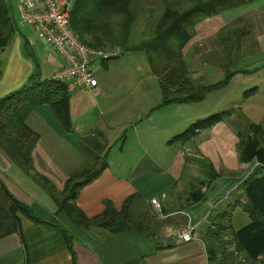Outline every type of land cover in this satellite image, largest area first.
Listing matches in <instances>:
<instances>
[{"label":"crops","instance_id":"obj_1","mask_svg":"<svg viewBox=\"0 0 264 264\" xmlns=\"http://www.w3.org/2000/svg\"><path fill=\"white\" fill-rule=\"evenodd\" d=\"M210 22L214 24V20L209 18L201 23L210 24ZM198 26L197 24L189 31L191 39L188 44L193 41L194 36L196 44L201 38L213 37L217 40L215 30L212 34L207 33V36L199 37ZM220 27H224L221 31H227L222 38L239 30V46L235 50V52L238 50L235 56L255 55L261 59L260 64L252 66L250 63L246 68L234 72L232 79L238 75L255 76L249 81L252 83L246 86L249 88L244 94L246 97L244 102L247 104L243 106L244 109L240 115L249 119V124L261 128L264 146V3L248 7L246 13L240 16V23H237V26L221 25ZM22 28L25 29L24 32L19 31L9 47L2 53L4 62L1 63L0 98L20 88L35 72L42 79L51 78L60 67V59L56 53L36 39L32 29ZM222 38H218L220 45ZM188 44L183 49L184 62L189 49ZM212 52L213 50L210 51ZM220 53L223 54L222 46ZM198 54L199 57L192 55V58L200 60L204 53L199 51ZM120 56L121 54L112 59L122 58ZM109 60L95 59L91 62L90 69L97 80L95 90L92 92L79 90L68 94L70 132H64L61 129L57 118L47 105L43 106L48 108L54 119L46 118L51 117L48 111L42 109L43 106H37L31 112L32 114L30 113V119H28L30 114L26 119V125L38 135V142L32 151L33 169L45 175L55 186L60 187L70 172L86 165L87 159L78 146L82 137L98 133L100 136L97 139L106 142L109 135L117 133L121 138L125 131H134L137 128V122L132 124L131 121L128 122L130 119H74V114L82 115L85 112L87 95L103 97L104 90L106 91L103 89L106 86L104 77L110 73ZM189 73L191 78V72ZM119 74L120 72L109 78L113 82L120 79ZM150 74H152L151 71ZM123 81L125 80H118L117 83ZM153 120L145 119L144 122L153 123ZM177 131L165 129L164 136L170 133L173 139L184 132ZM176 141L183 143V140ZM174 143L175 141L172 143L168 141L165 144L170 146ZM120 155L121 153L117 151L108 150L107 167L98 179L80 191L76 201V205L86 216H94L102 211L105 200H109L114 208H119L126 197L137 193L140 197L133 207V212L135 214V210L139 208L140 212L137 216L135 215L138 227L123 234L110 235L100 229H85L71 225L64 217L55 216L57 208L54 203L50 198L44 197L41 188L34 182H30L31 179L22 172H14L10 175L17 177L18 173H22L24 176L19 174L21 176L19 184L15 182L10 185L6 182L2 173L11 171L15 165L0 149V176L11 194L29 206L34 216L33 200L42 201L46 205L45 212L49 217L45 221L35 216L40 222L20 217L19 231L0 239V264H210L206 245L202 240L204 227L211 224L210 216L213 212L220 213L237 200L244 203L245 197L239 186L258 167L255 160L249 164H243L240 162L239 151L240 170L224 169L219 177L202 185L201 183L207 179L205 174L211 171L209 165L207 171L201 168L203 166L189 163L186 159L184 166L179 164L180 171L184 174V179L181 180L179 175H168V170L159 168L151 154L144 152L142 159L138 157L130 161L128 157H120ZM153 169H160L163 177L152 178L162 176L154 174ZM200 190L203 197L196 203L190 202ZM152 199L159 201L161 212L158 214L154 212L150 204ZM218 208L220 211L216 212ZM249 222L248 215L241 207L233 212L231 218L233 231L243 229ZM53 225L66 230L69 236L68 244L61 231ZM184 227L192 231L190 242L184 243L176 238V232ZM227 237L226 234L223 235L224 240ZM226 249L231 252L233 246H226ZM230 258V264H264V255L255 260H249L242 251L233 252Z\"/></svg>","mask_w":264,"mask_h":264},{"label":"trees","instance_id":"obj_2","mask_svg":"<svg viewBox=\"0 0 264 264\" xmlns=\"http://www.w3.org/2000/svg\"><path fill=\"white\" fill-rule=\"evenodd\" d=\"M255 0H163L164 15L156 30L146 40L130 44V29L136 18V0H77L70 13L69 25L78 39L88 47L99 50H118L125 53H143L151 73L157 78L160 103L156 108L172 104L201 102L208 93L225 87L234 76L230 71L235 50L239 46L240 32L221 39L223 70L222 80L211 85L194 84L183 59V49L191 39L190 30L202 21L217 14L254 2ZM19 32L11 0H0V54L12 43ZM1 65V63H0ZM2 70L0 68V78ZM69 95L62 82L42 79L35 72L17 90L0 98V149L25 175L41 188L56 206L55 216H62L71 225L85 229L96 228L110 235L126 233L138 227L133 207L139 199L137 193L126 197L119 208L109 200L103 202L99 214L86 216L76 205L80 191L98 179L107 167L106 157L111 146L97 139L98 133L80 139V150L87 159L86 165L69 173L59 190L32 166V151L38 135L27 125L28 115L37 107L47 105L57 118L61 129L70 132ZM232 110L208 116L191 124L176 140H189L204 129L210 128L231 114ZM246 139L240 149V162L258 164L240 184L244 203L236 201L222 212L211 214V224L204 227L202 240L210 264H230L233 252H244L247 259L264 255V146L263 132L254 124L245 126ZM123 140V136L120 138ZM208 171V170H207ZM219 177L214 173L201 183ZM203 197L201 190L190 202ZM248 215L249 224L233 231L231 218L240 208ZM20 217L40 222L29 206L11 194L0 176V239L19 231ZM51 224V223H49ZM52 225V224H51ZM58 228L67 244L66 230ZM227 235L224 240L223 235ZM229 234V235H228ZM226 246H233L228 252Z\"/></svg>","mask_w":264,"mask_h":264},{"label":"rangeland","instance_id":"obj_3","mask_svg":"<svg viewBox=\"0 0 264 264\" xmlns=\"http://www.w3.org/2000/svg\"><path fill=\"white\" fill-rule=\"evenodd\" d=\"M16 3V0H11L15 14ZM261 3H264V0H255L249 4L221 12L209 18L214 20V24L212 22L210 24H198L199 37L207 36V33L212 34L213 30L217 32L216 35L218 37L217 40L213 37L201 38L196 44V40H194L196 37L194 36L193 41L188 44L189 49L187 57L185 56V62L191 72V79L194 84L211 85L224 78L223 65L225 60L223 54L220 53L221 45L218 38L220 39L226 35L227 31H221L224 27L221 28L220 26H237V23H240V16L246 13L248 7ZM135 5L137 12L135 21L130 29V44H138L149 38L161 22L165 10L163 0H136ZM18 28L20 32L25 30L19 26ZM212 50L213 52L210 53ZM104 51L117 53V55L121 54L116 49H105ZM199 51L204 53L200 60L192 58V55L199 57V54L197 55ZM236 52L233 56V63L229 67L232 72H236L241 68L244 69L250 63L252 66L261 63V59L258 56L240 57L239 55L238 57V55L235 56ZM121 56L122 58L120 59H110L108 61L110 73L107 74V77H104L106 86L103 89H106V91L104 90L103 97L87 95V103L84 105L85 112L82 115L74 114V119H130L128 122L131 121L132 124L137 122L136 130L125 131L122 135V141L119 138L120 134L109 135V138L106 139V142L111 146L109 150L121 153L120 157H128L129 161L131 159L136 160L138 157L142 159L144 152L151 154V157L156 159L159 168L168 170V175H179L181 180L184 179V174L180 171L181 165L179 164L184 166L186 159L189 160V163L203 166L201 168L205 170L208 169L207 166L209 165L211 171L205 174L207 179L214 173L220 176L224 169L240 170L241 164L238 154L242 143L246 139L245 126L249 122V119L245 116L241 117L240 114L245 104H247L244 102L246 99L244 94L249 89L246 86L252 83H249V81L255 76L238 75L225 87L208 93L201 102L172 104L158 109L156 106L160 103V93L157 80L150 74L144 54L125 53ZM3 58L4 54H0V63L4 62ZM0 68L2 70L1 65ZM118 72H120V79L118 80H125L122 83H117L118 80L112 82L109 78ZM94 107L96 108L94 109ZM42 109L48 111V115L51 118L46 117L47 119H54L47 107L43 106ZM231 109L234 110L229 116L224 117L222 121L214 126L202 130L192 139L183 141V143L175 141L170 146L165 144L172 140L170 133L166 137L164 136L165 129L183 132L197 120ZM31 114L28 119H30ZM145 119L154 120L153 123H150L148 121L144 122ZM78 146L80 148V145ZM32 166L34 167L33 163ZM18 171L22 172L15 165L11 171L2 173V176L10 185L15 182L19 184L21 182L19 174L24 176L23 172V174L18 173L17 177L10 176L11 173H17ZM153 172L162 176H153L152 178L160 179L163 177V172L160 169H153ZM186 178H188V175H186ZM29 181L33 182L32 180ZM63 185L64 183L60 187H55L62 188ZM43 193L44 197L49 199L44 191ZM48 201L50 202V200ZM33 202L32 209L35 216L41 220H48L49 217L45 212L47 211L46 205L42 201L33 200ZM219 208L216 209V212L220 211ZM138 212H140L139 208L135 210L134 216H137Z\"/></svg>","mask_w":264,"mask_h":264},{"label":"built area","instance_id":"obj_4","mask_svg":"<svg viewBox=\"0 0 264 264\" xmlns=\"http://www.w3.org/2000/svg\"><path fill=\"white\" fill-rule=\"evenodd\" d=\"M77 0H17L14 18L17 27L32 29L36 39L52 49L60 59V67L52 78L64 84L68 94L83 90L92 92L97 86L91 62L109 60L117 53L94 49L83 44L69 25L70 13ZM150 204L160 213L157 199ZM181 242L192 240V231L184 227L176 232ZM241 262H244L241 260Z\"/></svg>","mask_w":264,"mask_h":264}]
</instances>
